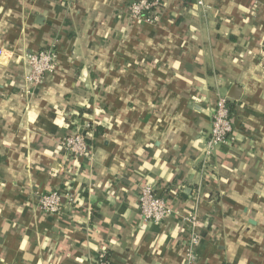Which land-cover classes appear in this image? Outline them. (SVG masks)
<instances>
[{"label":"crops","instance_id":"crops-1","mask_svg":"<svg viewBox=\"0 0 264 264\" xmlns=\"http://www.w3.org/2000/svg\"><path fill=\"white\" fill-rule=\"evenodd\" d=\"M0 0V264H264V0ZM49 46L36 87L26 55ZM240 88L238 99L228 94ZM229 98L233 140L202 167L216 99ZM88 125V157L58 141ZM151 184L175 213L138 214ZM58 190L60 214L37 205Z\"/></svg>","mask_w":264,"mask_h":264},{"label":"built area","instance_id":"built-area-1","mask_svg":"<svg viewBox=\"0 0 264 264\" xmlns=\"http://www.w3.org/2000/svg\"><path fill=\"white\" fill-rule=\"evenodd\" d=\"M193 2L200 6L205 4L204 0H193ZM158 5L157 0H134L128 5L127 10L133 19L155 21L158 18L156 12ZM25 62L28 69L26 81L34 88L45 75L51 74L55 69L54 47L49 46L28 53ZM88 128L86 125V127H76L71 130L58 141L59 147L75 159L88 157L90 152ZM232 133L233 122L229 98L227 96L218 97L211 114L210 129L200 150L202 167L206 168L210 165V158L220 145L231 143ZM64 197L65 195L58 190L41 193L38 195L37 205L45 213L60 214L63 210ZM137 208L140 219L146 223H159L175 213L170 201L159 194L151 184L139 187ZM182 219L186 223V238L183 245L184 264H194L197 260L196 248L200 240L198 221L193 213H188ZM94 264H108L105 254L100 253Z\"/></svg>","mask_w":264,"mask_h":264},{"label":"water","instance_id":"water-1","mask_svg":"<svg viewBox=\"0 0 264 264\" xmlns=\"http://www.w3.org/2000/svg\"><path fill=\"white\" fill-rule=\"evenodd\" d=\"M240 93V88L236 85H232L231 92L228 94V97L231 99H238Z\"/></svg>","mask_w":264,"mask_h":264},{"label":"trees","instance_id":"trees-1","mask_svg":"<svg viewBox=\"0 0 264 264\" xmlns=\"http://www.w3.org/2000/svg\"><path fill=\"white\" fill-rule=\"evenodd\" d=\"M229 108H230V106H229ZM105 259L108 260L107 255H105ZM108 264H111V263L108 261Z\"/></svg>","mask_w":264,"mask_h":264}]
</instances>
